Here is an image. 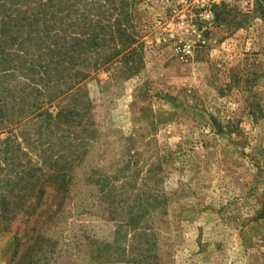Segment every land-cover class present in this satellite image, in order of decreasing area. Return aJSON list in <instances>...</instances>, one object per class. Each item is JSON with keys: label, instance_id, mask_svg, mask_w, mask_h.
Listing matches in <instances>:
<instances>
[{"label": "rangeland", "instance_id": "1", "mask_svg": "<svg viewBox=\"0 0 264 264\" xmlns=\"http://www.w3.org/2000/svg\"><path fill=\"white\" fill-rule=\"evenodd\" d=\"M59 162L0 264H264V0H0V201Z\"/></svg>", "mask_w": 264, "mask_h": 264}, {"label": "trees", "instance_id": "2", "mask_svg": "<svg viewBox=\"0 0 264 264\" xmlns=\"http://www.w3.org/2000/svg\"><path fill=\"white\" fill-rule=\"evenodd\" d=\"M259 10V6L255 9V11ZM245 16H247V13H244ZM246 21V20H245ZM134 40L131 39V41H129V44L133 43ZM128 44V45H129ZM112 57V56H110ZM109 57V58H110ZM56 97V95L52 96L51 98L54 99ZM51 99V100H52ZM55 109V108H54ZM56 112L55 114H52L53 112H50L49 109L45 110V113L47 116H49L51 118V120L53 121V126L54 128H60V126L65 123L67 124L68 128L67 129V135L73 137V139H75V137L78 136V134H75L73 132V128L78 126V124L76 123V117L77 115H80L79 109L76 107H65V106H61L59 105L58 108H56ZM43 114V112H42ZM41 114V116H42ZM72 129V132H71ZM66 138V137H65ZM73 144V142H69V145ZM69 151L68 153L62 154L60 156V159H65L66 156H68L70 158V160H74L72 153L74 152V149L68 148ZM49 156V155H48ZM51 158V156H50ZM63 163H58L57 166H55L53 169L54 171L50 174H47L48 178L43 180L42 176L44 173H40L39 170H42L40 168H33L30 170V172H27V177L24 178L25 176L22 175L21 177H23L24 179L20 181L19 184V193H20V200L15 203L13 205L12 202H10L9 200H7L5 197L1 198L0 201V206H1V215H2V220L0 221V224L3 226V229L8 230L10 229L9 225L10 223L13 221L14 217L16 216V214H14V211H16L17 209L21 210L23 207V203H24V198L23 196L26 194V190H34L38 196V204L35 206L36 208L39 206L40 204V199L42 197L43 194L46 193V185L51 184L52 187H54V189L58 192V193H62L64 195H67V193L69 192V189L71 188V181L72 179L69 177L68 173H66L63 168H66L67 165H62ZM110 180L108 179H103V182L101 181L100 184H104L102 185L101 188H105V186H109ZM17 186V184H16ZM21 198H23L21 200ZM13 209H15L13 211ZM263 211H264V206H263ZM13 213V216H10ZM142 215L141 213L137 212L135 215H130V220L128 222L129 227L131 228H137L139 221L141 219ZM16 239V253L18 252L19 246L22 244V239L19 238V236H15ZM41 239V238H40ZM39 241V240H38ZM25 256V255H24ZM26 256H28L27 260H23L17 263L20 264H31L32 260H29L30 256H31V252L30 253H26Z\"/></svg>", "mask_w": 264, "mask_h": 264}, {"label": "built area", "instance_id": "3", "mask_svg": "<svg viewBox=\"0 0 264 264\" xmlns=\"http://www.w3.org/2000/svg\"><path fill=\"white\" fill-rule=\"evenodd\" d=\"M189 49H190V45H187V46H185V47L183 48V51H184V52H187V51H189Z\"/></svg>", "mask_w": 264, "mask_h": 264}]
</instances>
